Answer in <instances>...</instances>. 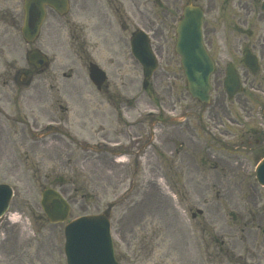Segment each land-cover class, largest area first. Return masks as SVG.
Instances as JSON below:
<instances>
[{"label": "rangeland", "instance_id": "obj_1", "mask_svg": "<svg viewBox=\"0 0 264 264\" xmlns=\"http://www.w3.org/2000/svg\"><path fill=\"white\" fill-rule=\"evenodd\" d=\"M261 1H197L216 69L211 103L199 113L200 106L182 90L173 52L175 22L187 0H142V15L129 5L135 19L128 21V31L150 26L156 32L152 45L161 59L148 91L142 89L139 65L128 49L115 45L113 32L110 44H96L84 55L85 47L73 33L72 6L62 19L48 16L35 46L46 52L49 66L30 84H20L19 73L29 69L25 52L30 47L20 36L22 0H0L8 15L6 25L0 22V183L12 186L8 212L22 220L2 219L0 239L6 231L5 249L14 241L18 245L15 264H64L63 225H48L39 206L40 192L47 187L71 203L69 218L109 212L121 264H264V188L254 178L257 161L264 158L262 141L257 145L252 133V102L244 95L228 100L222 87L225 65L232 63L249 90L251 76L241 53L262 42ZM88 55L95 63L115 60L110 70L105 67L103 93L88 82ZM172 82L181 86L179 93ZM154 107L188 109L192 123L177 133L162 123L154 129L150 151L137 159L141 144H133V137H143L144 143L149 139L153 128L143 115ZM116 113L133 123L127 129L128 165L95 156L86 144L102 123L104 130L111 123L119 126L104 133L109 138L120 139L121 129L126 134ZM52 119L68 122L72 128L66 129L77 135L76 142L56 135L43 138L41 130Z\"/></svg>", "mask_w": 264, "mask_h": 264}, {"label": "water", "instance_id": "obj_2", "mask_svg": "<svg viewBox=\"0 0 264 264\" xmlns=\"http://www.w3.org/2000/svg\"><path fill=\"white\" fill-rule=\"evenodd\" d=\"M45 6L54 9L60 15L64 14L68 8L66 0H24L21 34L25 42L31 43L38 36L45 17ZM262 10H264V3ZM202 16V10L199 7L189 4L184 8L183 18L177 30L176 51L181 57V65L190 94L201 102H208L209 76L213 71V64L202 43ZM132 46L135 49L133 41ZM27 57L28 62L36 69L47 65L46 58L38 51L29 52ZM243 62L252 71L254 70V60L248 52ZM153 63V61L151 64L142 63L145 82L155 69ZM89 77L97 88H100L105 80L104 73L94 66L90 68ZM237 85L235 70L229 66L225 79L229 96L236 90ZM255 173L257 182L264 186V159L258 164ZM11 194L8 186L0 185V215L7 209ZM40 203L51 222H62L68 216V204L52 189L42 192ZM65 240L64 253L67 264H118L114 259L108 222L102 216L83 217L71 222L65 228Z\"/></svg>", "mask_w": 264, "mask_h": 264}, {"label": "flooded vegetation", "instance_id": "obj_3", "mask_svg": "<svg viewBox=\"0 0 264 264\" xmlns=\"http://www.w3.org/2000/svg\"><path fill=\"white\" fill-rule=\"evenodd\" d=\"M71 4L75 9L74 15L76 18V26L73 33H77L75 38L81 43L83 50L85 47L83 52L84 55H87L89 49L96 44H110L113 37L112 32L114 33V38L117 42L115 45L120 46L121 49H123L124 46H127L130 33L127 24L129 18V5H131L136 15L140 12L139 6L143 5L142 0H72ZM49 14L51 16H56L52 11H49ZM5 16L6 15H4L2 19H5ZM57 26L58 24L54 27ZM148 27V32L151 33L152 38H154L156 32L153 31L150 26ZM259 58L260 67L258 66V71L255 74H251L252 81L250 82V85L252 88L264 92V63H261V60H264V48L259 52ZM87 59L91 61L89 55ZM256 76L259 77L256 78ZM106 89L107 87L104 88V90ZM250 101L252 104H250L248 112L254 127L252 133L258 137L255 141L257 145L262 141L261 149L263 151L264 116L262 113L264 102L259 98H250ZM259 121L260 123H257ZM256 123L257 125H254ZM187 124H189V122ZM121 131L123 136L124 132L122 129ZM8 234L9 233H7L5 237L2 238V241H0V264H15L16 261V242L14 241L12 244H9L8 250L5 249L6 244L9 243L6 241Z\"/></svg>", "mask_w": 264, "mask_h": 264}]
</instances>
